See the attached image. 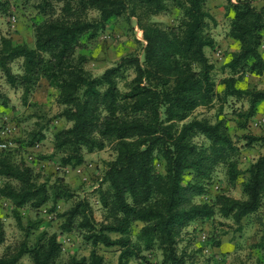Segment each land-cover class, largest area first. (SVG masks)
<instances>
[{
  "label": "trees",
  "instance_id": "trees-1",
  "mask_svg": "<svg viewBox=\"0 0 264 264\" xmlns=\"http://www.w3.org/2000/svg\"><path fill=\"white\" fill-rule=\"evenodd\" d=\"M52 1L40 4L49 17L35 25L33 47L0 35V69L12 87L23 89L25 98L43 78L58 88L60 116L71 122L54 133L62 166L77 167L84 163L85 153L108 145L115 150L102 175L107 187L101 202L108 215L97 220L88 199L75 198V191L62 179L52 186L39 183L29 164L15 163L9 152L0 151V178L4 179L0 199L12 202L19 226L25 228L20 208L38 210L51 200L72 199L68 210L50 211L62 219L63 232H81L92 248L89 256H71L63 264H104L98 252L101 245L119 246L118 264L144 259L143 251L154 249L162 254L160 264H189L186 253L178 250L186 227L220 215L241 228L242 221L253 216L262 226L257 247L264 252V153L246 169L242 197L222 192L212 201H197L220 165L225 166L232 186L243 171L226 119L211 122L193 117L197 108L211 106L216 99L225 103L229 96L249 103L238 115L240 128L245 129L256 115L257 105L264 102V89L240 88L235 75L264 73V4L226 0L231 11L228 36L239 43V49L226 63L233 75L224 79V95H219L214 64L206 53L216 45L209 31L214 17L208 0H58L62 1L59 13ZM171 5L181 11L179 21L163 25L151 20L168 13ZM6 10V3L0 1V13ZM91 11H97L98 17H90ZM120 16L136 19L143 34L142 51L122 57L94 76L84 66L85 57L76 59L75 53L87 47L84 38L93 39L110 19ZM16 60H21L19 73L11 66ZM0 98L6 101L1 93ZM200 136L205 141L198 142ZM243 138L246 145L257 141L264 145V135L244 134ZM45 139L38 132L28 144ZM160 158L164 172L156 167ZM189 174L192 177L185 179ZM136 223L142 226L134 240ZM111 233L120 236L113 239ZM5 239L0 217V245ZM63 247L56 232L43 230L31 244L26 240L8 247L0 264H18L25 254L33 264H59Z\"/></svg>",
  "mask_w": 264,
  "mask_h": 264
},
{
  "label": "rangeland",
  "instance_id": "rangeland-1",
  "mask_svg": "<svg viewBox=\"0 0 264 264\" xmlns=\"http://www.w3.org/2000/svg\"><path fill=\"white\" fill-rule=\"evenodd\" d=\"M6 3L7 10L0 13V35L11 37L14 42H26L30 46L35 44V25L47 19L49 16L40 8L43 0H0ZM261 6L264 0H254ZM57 12H60L62 1H52ZM207 8L213 15L210 20L209 31L216 40L213 48H207L206 53L214 64L212 75L216 81V91L224 95V79L233 75L226 63L232 54L239 49L238 43L228 36L231 11L226 0H208ZM97 11H91L90 17H98ZM181 17V11L171 5L166 14H158L151 17L152 21L163 25L176 23ZM87 45L76 51L75 58L85 57L84 66L94 76L102 74L105 69L116 64L122 57L132 53H141L144 44L142 30L135 18L128 16L114 17L110 19L93 39L84 38ZM264 54V39L261 47ZM15 73L21 72V60L12 63ZM237 86L240 88L264 89V73L260 76L244 75L237 73ZM131 77V75H130ZM125 81H121L124 86ZM0 93L6 97L4 102L0 98V151L9 152L15 163L26 162L35 173L37 182H46L49 186L62 179L76 193L75 198L85 197L93 207L97 220H104L108 213L101 202L102 190L107 184L102 182L105 162L115 157V150L108 145L103 150L93 153H85L83 164L72 168L61 165V154L55 151L54 133L71 125L67 119L60 116L62 107L58 103V88L45 78L41 79L32 93L25 98L22 88H14L8 82L0 69ZM249 103L246 98L229 96L222 103L216 99L211 106L199 107L193 117L207 118L215 122L219 118L226 119L231 134L234 136L239 151V167L242 169L236 184L230 185L226 168L220 165L207 185L206 193L196 198L197 201H212L219 193H227L240 198L242 194V182L246 178V169L262 153L264 145L254 142L246 145L244 134L264 135V102L257 105V113L248 120L247 127L238 126L240 111L247 109ZM243 118V117H242ZM44 133L46 139L29 146L37 133ZM205 141L203 137L196 139ZM157 169L164 172L162 159L157 161ZM192 174L186 176L190 179ZM4 181L0 178V184ZM51 191V190H50ZM74 200H51L40 209H32L30 206L20 208L23 217L24 229L19 226L15 214L14 205L8 199H0V217L4 222L6 239L0 245V257L8 247H14L24 241L30 244L35 236L45 230L49 233L56 232L63 243V251L59 257V264L65 263L71 256H89L91 244L84 240L81 232H63L62 219L54 215L68 210ZM142 223H136L132 229V238L137 239ZM28 229L29 234H26ZM262 234V226L255 217H247L242 221V226L231 219L216 215L213 219L193 222L186 227L178 242L180 253L185 252L189 264H264V252L257 247ZM113 239L118 238V233L110 234ZM220 242L221 248L215 245ZM98 252L104 257V264H118L119 246H104L98 248ZM146 258L132 259L130 264H160L162 254L159 250L143 251ZM189 257H191L189 259ZM192 262V263H191ZM18 264H33L29 254H25Z\"/></svg>",
  "mask_w": 264,
  "mask_h": 264
},
{
  "label": "crops",
  "instance_id": "crops-1",
  "mask_svg": "<svg viewBox=\"0 0 264 264\" xmlns=\"http://www.w3.org/2000/svg\"><path fill=\"white\" fill-rule=\"evenodd\" d=\"M234 40V39H233ZM236 41V40H235ZM237 42V41H236ZM238 43V42H237ZM238 45H239V43H238ZM261 47H262V45H261ZM238 51V50H237ZM262 54H263V52H262ZM263 56H264V54H263ZM263 154V153H262ZM217 247H219V248H221L222 247V245L220 244V245H218Z\"/></svg>",
  "mask_w": 264,
  "mask_h": 264
}]
</instances>
